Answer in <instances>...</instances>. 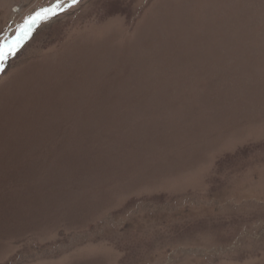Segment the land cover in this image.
Returning a JSON list of instances; mask_svg holds the SVG:
<instances>
[{"label": "rangeland", "instance_id": "374dc122", "mask_svg": "<svg viewBox=\"0 0 264 264\" xmlns=\"http://www.w3.org/2000/svg\"><path fill=\"white\" fill-rule=\"evenodd\" d=\"M0 264H264V0H0Z\"/></svg>", "mask_w": 264, "mask_h": 264}, {"label": "snow or ice", "instance_id": "6c2138e0", "mask_svg": "<svg viewBox=\"0 0 264 264\" xmlns=\"http://www.w3.org/2000/svg\"><path fill=\"white\" fill-rule=\"evenodd\" d=\"M78 0H71L72 4L77 3ZM60 7L59 4L54 5L52 8L44 9L42 12L37 13L34 17H29L28 21L20 28L18 35L11 43L5 42L0 44V65L8 56H14L20 47L23 46V42L28 38L36 25L38 20H44L52 15L57 14V9Z\"/></svg>", "mask_w": 264, "mask_h": 264}]
</instances>
